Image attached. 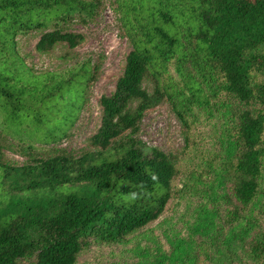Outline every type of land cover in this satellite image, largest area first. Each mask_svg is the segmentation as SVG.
<instances>
[{
    "label": "trees",
    "instance_id": "16d2710c",
    "mask_svg": "<svg viewBox=\"0 0 264 264\" xmlns=\"http://www.w3.org/2000/svg\"><path fill=\"white\" fill-rule=\"evenodd\" d=\"M114 3L131 51L114 93L100 99L93 149L12 167L0 147L9 185L7 202L0 201V264L32 258L76 264L94 244L122 242L175 201L196 195L209 209L208 232L225 233L215 264L228 256L224 248L233 254L228 264H264V0ZM101 6L100 0H0V111L12 125L32 121L38 131L62 130L93 76L84 63L15 82L18 33L43 30L40 53L75 49L85 36L63 25L86 24ZM165 100L186 127L187 150L197 159L191 170L137 135L145 112Z\"/></svg>",
    "mask_w": 264,
    "mask_h": 264
},
{
    "label": "rangeland",
    "instance_id": "374dc122",
    "mask_svg": "<svg viewBox=\"0 0 264 264\" xmlns=\"http://www.w3.org/2000/svg\"><path fill=\"white\" fill-rule=\"evenodd\" d=\"M100 1L99 13L88 23L71 21L63 25L65 30L84 34V43L75 49L61 45L47 53L38 52L36 45L44 33L39 29L19 32L16 36V59L11 69L15 82L20 76L63 73L84 63L90 65L93 76L72 118L60 131L55 129L50 134L48 126L38 131L32 121H25L18 127L0 111V147L6 164L20 167L63 151L79 156L93 149L90 137L100 127L103 115L100 99L114 93L131 51V44L121 36L114 0ZM144 87L150 93L154 91L150 77L144 80ZM201 129L215 146L217 142H212L211 126L204 125ZM137 135L148 147L160 148L179 161L184 169L191 170L197 164V159L195 161L186 147V127L167 100L145 112ZM2 174L0 170V201L4 203L8 199L4 187L9 185ZM204 201L198 195L182 203L175 201L160 218L126 240L116 244H94L80 255L76 264H215L225 233L208 232L205 223L209 209ZM261 208L264 223V205ZM224 249L228 256L223 257V264H228L233 254L228 248ZM34 261V258L26 259L21 264H34Z\"/></svg>",
    "mask_w": 264,
    "mask_h": 264
}]
</instances>
